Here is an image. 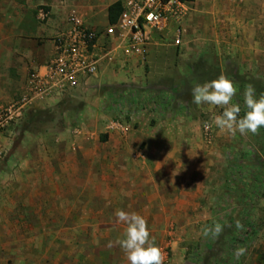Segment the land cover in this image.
<instances>
[{
    "label": "rangeland",
    "instance_id": "374dc122",
    "mask_svg": "<svg viewBox=\"0 0 264 264\" xmlns=\"http://www.w3.org/2000/svg\"><path fill=\"white\" fill-rule=\"evenodd\" d=\"M172 21L138 72L73 89L0 133V264H128L117 210L146 219L163 264H264L262 141L205 127L222 109L191 95L220 75L264 88V0H198ZM215 223L222 233L205 237Z\"/></svg>",
    "mask_w": 264,
    "mask_h": 264
},
{
    "label": "built area",
    "instance_id": "2783aa9c",
    "mask_svg": "<svg viewBox=\"0 0 264 264\" xmlns=\"http://www.w3.org/2000/svg\"><path fill=\"white\" fill-rule=\"evenodd\" d=\"M185 9L186 2L182 0H123L119 18L105 30L102 44L99 43L100 33L88 27L81 16L72 11L68 17L70 25L55 38V54L46 65V72L34 73L27 89L0 107V133L15 135L36 102H55L67 92L88 83L98 74L104 55L107 60L115 61L120 55L145 54L152 32L163 31L170 21L179 20ZM39 16L46 19L48 12L41 9ZM116 32L118 40L113 45L112 35ZM183 34V29L177 30L176 45H182Z\"/></svg>",
    "mask_w": 264,
    "mask_h": 264
},
{
    "label": "crops",
    "instance_id": "0c3cea01",
    "mask_svg": "<svg viewBox=\"0 0 264 264\" xmlns=\"http://www.w3.org/2000/svg\"><path fill=\"white\" fill-rule=\"evenodd\" d=\"M116 1L105 5L97 0H0V105L19 97L27 89L34 73L46 72V65L55 54V38L70 25L68 17L72 9L78 11L88 27L100 33L99 43L102 44L105 40L104 32L112 24L109 22V6ZM197 1L185 2L187 5ZM39 8L48 12L46 20H41L37 15ZM233 18L236 24H232L231 29L236 32L235 26H239L240 22L234 15ZM172 24L173 21H170L163 32H152L146 52L149 53L154 44L161 46L159 32L172 33ZM112 37L115 45L117 32ZM173 44L178 46L175 41ZM168 46L169 43H165L164 39V53L171 49ZM140 60L141 55L138 54L120 55L115 61L107 60L104 55L98 74L81 87L95 81L97 84H117L124 76L129 77L131 73L138 72ZM122 65H125L124 69ZM53 103L54 100L38 101L32 108Z\"/></svg>",
    "mask_w": 264,
    "mask_h": 264
},
{
    "label": "clouds",
    "instance_id": "9594fccd",
    "mask_svg": "<svg viewBox=\"0 0 264 264\" xmlns=\"http://www.w3.org/2000/svg\"><path fill=\"white\" fill-rule=\"evenodd\" d=\"M237 92L238 88L224 75L192 88V103L207 106L209 111L222 109L205 127L214 126L220 134L231 137L256 134L260 128H264V94L257 96L254 85L248 84L243 92L244 112L241 115L240 104L233 102ZM115 216L118 223L125 225L123 236L117 243L125 253L128 264H163L164 255L152 239L146 219L138 213L124 210H117ZM242 227L237 221L236 228ZM222 231L223 226L215 223L213 227L205 228L203 235L218 237ZM244 251L238 248L235 255L239 257Z\"/></svg>",
    "mask_w": 264,
    "mask_h": 264
},
{
    "label": "trees",
    "instance_id": "16d2710c",
    "mask_svg": "<svg viewBox=\"0 0 264 264\" xmlns=\"http://www.w3.org/2000/svg\"><path fill=\"white\" fill-rule=\"evenodd\" d=\"M182 1H194V0H182ZM122 9H123L122 0H118L109 6V22L110 23L113 24V23L117 22ZM248 84H252V83L248 82V81H246V82L244 81L243 83L241 82V84L238 86V92L236 94V98H238V100L240 99L239 104H240L241 109H242L241 115H243V112H244L243 92H244L245 87ZM255 89H256L257 96H259L260 94H264V88L255 87ZM254 136H257L262 141V145H263L262 152H260V156H258L261 159L262 158L261 156H264V128H260L257 131V133L254 134ZM262 180L264 182V176L262 177ZM237 237H240V236L239 235L229 236L228 245L225 247L227 252H232L233 244H237V240L239 239ZM262 260L264 262V254L262 255Z\"/></svg>",
    "mask_w": 264,
    "mask_h": 264
}]
</instances>
